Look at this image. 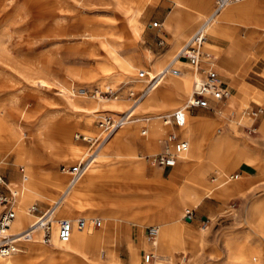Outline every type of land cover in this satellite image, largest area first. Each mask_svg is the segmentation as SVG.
<instances>
[{"label":"rangeland","instance_id":"obj_1","mask_svg":"<svg viewBox=\"0 0 264 264\" xmlns=\"http://www.w3.org/2000/svg\"><path fill=\"white\" fill-rule=\"evenodd\" d=\"M130 1L125 0L121 8H117L113 0H0V117L4 119L5 126L12 125L18 131V137L22 144L33 151L34 156L37 158L34 168L41 180L48 178L46 175L47 169L51 167L61 177L60 188L57 193L49 194L42 201L35 200L28 207L37 204L39 208L45 209L54 200L60 198L68 179V176L61 172L60 167L74 164L87 148L86 142L82 141L80 137L76 138V136H87L89 138L95 136L99 132L98 123L102 117L108 115L116 118L125 111L131 105L128 96L129 90H139L145 84L142 79L137 77L138 71L149 70L154 73L153 64H156L158 69L161 70L202 22V20L198 21L190 33H183L177 40H173L171 35L167 34L163 22L165 17L173 12L175 3L172 0H154L153 4L148 5L150 7L137 13L139 15L132 24H141L143 30L140 35L135 36L129 19L132 13L138 10V3L136 0ZM197 1L189 0L188 5L191 11H194ZM214 6L215 0H212L206 16L213 12ZM190 10H182V13L187 16L192 14ZM255 18L260 21V11L256 13ZM154 21L160 23V26L151 27L150 24ZM242 26L244 27V25ZM246 26L250 29L241 28L240 33H245L248 38L253 37L254 34L250 33L253 26ZM261 29L264 30V27H261ZM105 36H108L111 40V45L117 57L116 60L107 54L104 46L106 44H103ZM159 40H163L162 45L158 44ZM207 40H211L219 48H223L228 44L221 39L212 40L208 38ZM254 41V46L250 51L251 55L258 57V54H260V57L264 59V31L255 35ZM173 42L176 43L174 49L168 52L167 50ZM147 50L151 54L147 53L146 58L144 54ZM181 59L183 61H177L176 64L180 66L182 73L187 72L190 75L191 85L193 86L195 76L200 77L201 75L195 73L187 62L183 58ZM253 63L254 60L249 70H247L248 73ZM201 66L205 67L202 61ZM260 77L264 78V74H260ZM30 78L46 80L50 86H38L37 88V86L30 83ZM61 88L77 95L80 94L81 88L86 89L83 102H78L79 107L68 106L65 96L58 93ZM108 88L117 91L118 96L115 101L119 102L120 108L114 109V112H112V109L92 113L89 103L102 102L98 101L99 98L106 101V103L114 100L111 96L106 98L93 96V90L105 91ZM27 95H34L35 101L32 103L26 102ZM186 102L182 100L176 106L181 107ZM226 103L228 101L218 104L215 110L194 108L189 110L188 114L193 115L191 113L193 110L198 115L211 119L214 135L224 134L242 140L239 141V147L246 146L255 161L250 164L251 166H246L242 162L236 163L230 169L228 176L232 174L240 176L245 171H250L253 181L250 186H245L246 189L242 193L237 192L229 195L221 204L217 203L215 197L203 199V204H210L215 208L219 207L218 204H220L219 211L210 213L201 209L202 206L200 205L196 209H185L179 216V223L186 237L184 248L171 251L163 249L160 242H158L157 246L151 249L145 238L144 250H152L163 256H172L171 263L168 260L162 261L165 264H231L224 258L227 240L230 237L237 238L238 242L245 243L250 248V251H247L244 257L239 259L240 264H264V134L261 132L264 128V104L252 100L246 106L243 114L245 122L242 125L237 126L234 124L233 126L230 119L237 117L236 111L233 115L230 114L225 117L217 113L219 106L223 109ZM176 106L157 110V104L152 103L140 107L148 112L147 115L157 114L167 119L169 114L177 108ZM259 107L262 108V112H257ZM191 122V118L186 116L185 126ZM163 128L162 139L155 153L163 150L167 135L170 132H178L179 129L165 124H163ZM122 129H124V126L118 128L110 138ZM216 129H219V131H216ZM250 129L253 130L250 131ZM63 131H68L70 134L72 144L79 150L77 155L69 154L62 143L60 136ZM46 132H49L52 136L48 143L42 142L39 137L41 133ZM139 132L140 129L137 130L138 137L134 139V144H137L138 158H141L144 162L143 177L148 181L143 179L139 184L136 180L123 179L127 166L130 167L131 165L130 160L120 156L114 150L107 152L105 150L107 141L100 149L95 161L82 175L84 177L81 176V179H83L90 172L99 175L97 176L98 180L95 177V180L81 191L79 199L86 204L80 210L85 212L83 215L90 210L88 205L92 206L94 204L96 206V204H100L108 207L112 203L118 202L119 195L129 194L128 201L123 203L124 208L139 207L132 209L133 215L138 214V217L141 216L145 208L139 199L146 193L160 191L159 188H154V179L148 177H152L155 170H164L169 167L154 165L147 160L148 156L155 153H148L140 145L143 138L139 135ZM211 142V138L204 141V154L201 160L192 161L190 167L183 172H179L178 163L170 167L166 181H170L173 185L162 182L159 186H168L171 192H175L176 184L183 180L182 177L187 178L193 169L199 167L200 163L208 158ZM102 151L106 153V156H101ZM8 166H12L16 173L13 178L20 179L25 165L21 161L15 160L12 149L5 146L0 152V173L6 184L10 175ZM199 171L202 177L211 181L212 178L217 176L205 167H201ZM114 176H117V178ZM179 176L180 179L177 181ZM237 180L238 178L230 179L229 183ZM216 182L212 181L214 184ZM7 187L0 185V189L9 195L10 191ZM91 206L89 207L92 208ZM189 211L194 212L197 218V226L183 221V214ZM201 213L204 214L202 218L199 217ZM90 216L91 219L100 218L97 213ZM122 218L127 219L123 216ZM100 219L101 226L94 228L95 230L99 229V232L106 225V221ZM131 220L135 222V219ZM118 224L120 225V223ZM124 225L125 223L122 224L120 230L118 226V232L114 234L113 238L109 237L103 241L102 253L105 255L112 248L111 251L113 253L117 252L120 258H115L114 262L116 261V263L113 262V264H129V253L126 244L122 245L120 243ZM141 226H155V224L148 223ZM54 227H57L56 223H54ZM111 238L114 241H111ZM199 240H202L201 245H197ZM27 243L30 242H22V244ZM22 244H20L18 254H22L21 250L24 249ZM31 244L43 247L47 251L57 246L40 242ZM100 251H97V255H100ZM137 253L140 255L141 262L146 264L139 248H137ZM68 254L74 255L71 251ZM182 256H185L184 262L181 260ZM29 260L31 259L22 258L19 264H29ZM55 262L60 264L59 256L55 258ZM84 263L96 264L87 262L83 258L78 259V264Z\"/></svg>","mask_w":264,"mask_h":264},{"label":"bare ground","instance_id":"obj_2","mask_svg":"<svg viewBox=\"0 0 264 264\" xmlns=\"http://www.w3.org/2000/svg\"><path fill=\"white\" fill-rule=\"evenodd\" d=\"M124 1L125 0H113L114 5L117 8H121ZM172 1L175 3L174 10L165 17L163 22L167 34L171 35L173 40H177L183 33H190L193 29V26L198 21L202 20L198 28L202 29L206 35V39L202 43L204 54L201 56L200 61L204 63L205 67H214V70L217 72V74L218 72L226 73L227 76L232 77L235 71V66L232 65L233 58L231 52L227 51L225 53L226 58L221 60L219 57L221 56L222 48H219L216 44H214V42L207 39H221L226 41L223 38L228 37L229 35L224 32H218L220 22H224L225 24H242L244 25V29H250L246 25H251L253 26V29H251L252 31L250 30V33L255 35L258 31H260L259 29L261 27H264V15L263 17L260 15V21L255 18L256 13L259 11L260 14H264V6L260 5L258 0H240L238 2L229 3L217 14L211 13L206 16V12L209 9L212 0H198L195 4L194 11L190 10L188 5L189 0ZM136 2L138 3V10L132 13L129 19L131 24L139 15L137 13L140 10L145 9L149 4H153L154 0H136ZM185 9H189L192 14L185 16L184 13H182V10ZM217 34H222L223 38H220ZM104 39L105 41L103 44H106L104 46L107 50V54L116 60L117 57L114 53V48L111 45V40L108 36H105ZM231 49L232 48L229 47V50ZM147 53L149 54V52ZM245 57L251 63L254 60V63L249 73H247L244 78L253 81L256 85L260 86V79H264L260 77V74H264V59L260 57V54H258V57H254L251 55L250 51L247 52V56ZM181 58L182 57L177 58L176 62L183 61ZM184 60L187 62L186 59ZM187 64L190 66L188 62ZM129 66L133 67L132 65ZM153 68L155 69L154 73H158L160 71L156 64H153ZM190 68L193 69L191 66ZM219 76L220 75L218 74V77ZM200 77L195 76V79ZM29 80L30 83L33 86H37V88L38 86H50L46 80L31 78ZM221 86L224 90L230 92V98L228 99V103L224 104L223 109L219 106L217 113L222 114V116L225 117L230 114L233 115L236 111L237 117L230 119L233 126L234 124L239 126L245 122V117L243 114L246 106L252 100L259 102L262 105L264 104L263 100H260L254 96L248 97V95L238 90L236 87L237 85L221 82ZM192 89L193 86L191 85L190 75L187 72L182 73L181 71L177 75L167 74L162 77L160 82L152 90H150L147 95H145L142 101L138 102L139 104L137 103L135 104L136 106L134 105L133 107L130 105L126 109L128 110L129 115L125 118L123 125L121 126H124V129H122L119 133L114 134L112 138L109 137L110 139L108 138L106 140L108 143L105 142V150L107 152L114 150L120 156L126 157L130 160L131 165L130 167L127 166L126 172L122 177L123 179L129 181L136 180V182H139V184L140 181L145 179L143 177L144 162L141 158H138L137 146L131 141L138 137L137 130L140 129L139 135L143 138L142 145L145 150L148 153H155L158 150V146L160 145V141L162 139L164 131L163 124L166 125V118H163L162 115L157 114L147 115L148 112H146L145 109H142V107L152 103L157 104V110L162 108L164 109L166 107H174L182 100L187 101L191 97ZM58 93L65 96L66 102L70 107H79L78 102H83L84 93L82 91H80V94L77 95L61 88ZM27 97L28 99L26 102L32 103L35 101L34 95H27ZM113 99L114 100L112 102L106 103V101L99 98L98 101L102 102L89 103L90 107L92 108L91 112H104L120 108L121 105L119 102L115 101L117 97ZM98 106L102 107V110H96ZM186 116H189L192 122L187 126H185L184 123V125L178 129L180 138L186 141L188 144V148L184 152L178 154L175 159V165L178 163L179 172H182V169L189 168L192 161L201 160L204 154L203 145L206 139L211 138L212 142L208 153V158L204 162H201L199 167L193 169L187 178L182 177L183 180L176 184L175 192H171V189H169L168 186H159L162 182L170 183V181H166V176L168 175L171 167L168 165L169 168L162 170L157 178H153L154 188H159L160 191L146 193L139 199L141 200L140 203L145 206L141 216L137 217L138 214L133 215L132 209L139 208L137 206L129 209L124 208L123 203L128 201L129 194L119 195L117 198L118 202L112 203L108 207L100 204H96V206L94 204L92 206L88 205V209L90 210H88L87 213L83 215L85 212L80 210L82 207H85L86 204L80 201V194L84 187H86L88 184L87 180L91 179L92 181V179L95 178H92V172H90L88 175L85 174L87 175L85 178L81 179L84 177L82 176L75 183V185H73L69 190L63 191L60 195L59 199L61 200L58 201L57 210L54 215V222L52 224L51 239V241H53L57 247L47 251L43 247H39L36 244H31L33 242H39L38 233L33 232L34 238L29 240L30 243L22 244V242L28 241L20 242V244L24 246V249L21 250L22 254H18V251L20 250L19 246V249L15 253L8 256H0V264H19L22 258L31 259L28 261L29 264H56L55 258L57 256H59L60 264H78L79 258H83L85 261L90 263L113 264L115 258L113 256V252L111 251L112 248L110 251H107L105 255L102 253L104 248L103 241L106 238L114 237V234L118 232V223L121 221H127L131 223L133 225L132 230L135 229L136 225H144L148 223L155 224L153 227L156 229V234L151 238L146 237L149 246H151L153 249L157 246L158 242H160L163 249L171 251H178V249L184 248L186 237L183 234V228L179 223V216L182 214V212L188 208H196L198 205L206 206V204H203V199L205 198L207 199L215 197L217 199V203L221 204L229 195L236 194L237 192L242 193V191L246 189V185H251L253 181V179H251L252 176L243 173L240 176H237V181L229 183L230 176H228V173L232 166L236 163L242 162L251 166L250 164L255 161V158L250 155V152L246 146H243L242 148L239 147V141H242L239 138L235 136L230 137L224 134L214 135L213 121L211 119H207L202 116H192L189 115L188 112H186ZM3 120L4 119L0 117V152L3 147L9 146L15 154V160L21 161L25 165L24 172L22 173L20 179L13 178L16 176V173L14 172L12 166H8L10 169V175L8 179L9 181L6 184L12 194V204L15 210V219L12 222L11 230H16L19 232L28 227L33 222L34 217L28 212V205L35 200L42 201L44 198L48 197L49 194L57 193L60 188L61 177L60 175L56 174L54 168L51 167L47 169L46 175L48 178L41 180L34 168L37 163V158L34 156L33 151L28 149L26 145L22 144V141L18 137V131L14 129L12 125L5 126ZM216 131H219V129H216ZM261 132L264 134V128ZM39 137L44 143H48L52 139V136L49 132L44 134L41 133ZM60 137L68 153L71 155H77L79 150L72 144L68 131H63ZM101 156H106V153L102 151ZM94 161L95 159L90 163V165ZM201 167H205L209 172H214L217 175L215 178H212V181H217L215 184L212 183L211 180L201 176L199 171ZM97 176L99 175L96 174V177ZM114 177L117 178V176ZM226 178H228V180H226ZM179 179L180 176L178 177L177 181ZM96 180H98V177ZM100 181L102 182V180ZM170 184L173 185L172 183ZM76 205L77 207H75ZM152 205H154L153 208ZM93 213H97L100 218L106 221V225L100 229V232L98 231L99 229L95 230L94 227H92V224L88 223L83 229H74L72 232V237L68 242L58 241L57 227L53 228L54 223H56L57 226V221L60 219L58 217L64 216L70 219L85 217L87 220H91L90 215ZM184 215L185 214H183V216ZM122 216L127 217V219L122 218ZM131 219H135V222ZM202 230H204V228H202ZM112 238L111 241L113 240ZM201 243L202 240H199L197 245H201ZM226 246L227 248L225 250L224 258L231 264H240L239 259L243 258L247 251H250V248L245 243L238 242V239L235 237L228 238ZM126 248L129 253V264H143L141 262L140 255L137 253L134 236H129L126 243ZM70 251L73 252L74 255H69L68 252ZM97 251H100V255H97ZM153 253L157 256V259H155L153 264H163V260H168V262L171 263L170 259L172 256L159 255L155 253V251H153ZM181 260L184 262L185 256H182ZM114 263H116V261Z\"/></svg>","mask_w":264,"mask_h":264},{"label":"built area","instance_id":"obj_3","mask_svg":"<svg viewBox=\"0 0 264 264\" xmlns=\"http://www.w3.org/2000/svg\"><path fill=\"white\" fill-rule=\"evenodd\" d=\"M240 0H215L213 14H217L222 8L229 3L238 2ZM151 27H159L160 23L154 21L150 24ZM206 39V35L202 29L197 28L195 32L180 46L174 56L162 67L158 73H152L149 70H139L137 77L144 80L143 88L140 90H129L128 96L131 100V107L137 104L145 95L149 93L162 79L163 76L177 75L181 72L176 64V59L182 57L187 60L194 72L201 74L200 78L193 81V89L191 97L187 102L177 107L172 111L166 119V125H172L176 128L182 127L186 122V112L194 108L213 109L218 104H223L230 98V92H227L221 86L217 72L212 67L201 66L202 43ZM158 44L162 45L163 40H159ZM80 91L86 92L85 88ZM93 96L101 98L111 96L116 98L117 91L112 89L98 90L94 89ZM257 112H262L259 107ZM129 115L128 110L123 111L116 119L112 116H104L98 123L99 132L95 136H79L82 141L86 142L87 148L81 157L72 165L60 167L61 172L68 176L64 191L69 190L86 172L90 163L97 157L100 149L106 140L123 125L125 118ZM253 129H250L252 131ZM188 148L186 141L180 138V134L176 131L170 132L164 142V147L161 152L148 156V161L151 164L158 166H174L176 156L184 152ZM22 170V169H21ZM238 174L230 175V179H236ZM0 185L7 187L4 177L0 173ZM8 188V187H7ZM9 189V188H8ZM10 191V189H9ZM54 200L47 208L41 209L37 204H32L28 207V212L34 217L33 222L21 231H12L11 225L15 219V210L12 204V194H6L0 189V256H8L15 253L20 246V242L29 241L34 238V233H38V241L42 244H51L52 239V224L54 215L57 210L58 201ZM234 207V205H233ZM194 217V212H186L182 217L184 222H191ZM205 220V219H203ZM204 222V221H203ZM88 223L94 228L101 226L100 218L87 220L85 217L76 219L60 218L57 221V239L60 242H68L72 237L74 229H83ZM156 234V229L153 226L148 227V238ZM152 249V248H151ZM143 261L147 264H153L157 256L152 250L142 251ZM165 264V263H163Z\"/></svg>","mask_w":264,"mask_h":264},{"label":"crops","instance_id":"obj_4","mask_svg":"<svg viewBox=\"0 0 264 264\" xmlns=\"http://www.w3.org/2000/svg\"><path fill=\"white\" fill-rule=\"evenodd\" d=\"M258 3L260 5H262V6H264V0H258ZM147 7H150V6H147ZM260 15H262V14H260ZM241 28H243V26L240 25V24H237V23H227V24H225L224 22H220V27L218 28V32L219 33H221V32L227 33L229 36L223 38L222 34L221 35L217 34L220 38L225 39L226 42L228 43L226 45V47L222 48V53H221V56L219 58L221 60L225 59L226 58V54L225 53L227 51H230L231 55H232V58H233L232 59V65L235 66V71H234L235 74L233 73L232 77L227 76L226 73L218 72V74L220 75L219 77H220L221 82L237 85L236 86L237 89L242 91L246 95L254 96V97H257L260 100L264 101V79H260V86H258L253 81H250V80L244 78L246 76V74L248 73L247 70H249V68L251 66V62H249L245 56H247V52L251 51V49L254 46V43H255L254 36L257 35L258 33L262 32V31H264V30H262L260 28V31H258L253 37L248 38V37H246L245 33H240V29ZM131 29H132L133 34L135 36H138V35H140L141 31L143 30V26L141 24H138V25L137 24H132ZM175 44L176 43L173 42L172 46L168 50L167 49L166 50L169 52L170 50L174 49ZM229 47H231L232 49L229 50ZM147 52H149V51L147 50L146 53L144 54L146 58H147V55H148ZM149 54H151V53L149 52ZM162 55H163V53H162ZM96 110H102V107L98 106L96 108ZM114 111L115 110H112V112H114ZM191 113L193 114L192 116H201V115H198L197 112L193 111V110L191 111ZM131 141L134 143V140H131ZM140 145L143 146L141 144V141H140ZM136 146H137V144H136ZM246 166H249V165H246ZM184 170L185 169H182V172ZM161 171L162 170H155L154 171V175L152 177H148V178L149 179L150 178L151 179L157 178V176L159 175V173ZM245 173L252 176L250 171H245ZM94 174L95 173H93V176L91 175L92 178L96 177V174L95 175ZM93 180H95V178L92 179V181ZM87 181H88L87 182L88 184L86 185V187H88L91 184V182H92L91 179H89ZM86 187H84V188H86ZM218 206L220 207V204H218ZM219 207L215 208V206H213V205L206 204V206H202L201 209H203V210H205L207 212H210V213H214L216 211H219V209H220ZM196 208H194V209H196ZM203 215L204 214L201 213L199 215V217L202 218V217H204ZM123 223H125V225H124V228H123V235L120 236V243L122 245L126 244L127 241H128L129 236L132 235V237L134 236V238H135L136 247L139 248L140 252H142L144 250L143 249L144 240H145V238L147 236L148 227L149 226L136 225L135 229L132 230L133 229V225L131 223H127V222L122 221V222H120L119 230L122 228V224ZM186 223H188L190 225H193V226H197V218H196V216L194 215L193 220L191 222H186ZM131 231H133V232H131ZM51 244L55 245L53 243V241H51ZM56 247L57 246H54L53 248H56ZM113 254H114L113 255L114 258L120 259L118 257V255H117V252H115ZM128 258H129V255H128Z\"/></svg>","mask_w":264,"mask_h":264}]
</instances>
